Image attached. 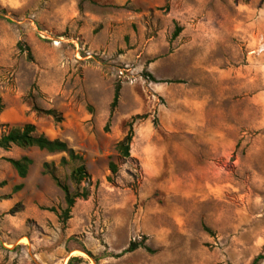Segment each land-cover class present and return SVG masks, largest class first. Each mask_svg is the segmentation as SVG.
I'll use <instances>...</instances> for the list:
<instances>
[{
    "label": "rangeland",
    "instance_id": "374dc122",
    "mask_svg": "<svg viewBox=\"0 0 264 264\" xmlns=\"http://www.w3.org/2000/svg\"><path fill=\"white\" fill-rule=\"evenodd\" d=\"M263 35L264 0H0V137L31 123L91 176L63 226L49 209L60 213L64 194L43 164L72 190L77 164L0 149V264L264 256ZM24 156L33 165L22 179L7 159Z\"/></svg>",
    "mask_w": 264,
    "mask_h": 264
},
{
    "label": "trees",
    "instance_id": "16d2710c",
    "mask_svg": "<svg viewBox=\"0 0 264 264\" xmlns=\"http://www.w3.org/2000/svg\"><path fill=\"white\" fill-rule=\"evenodd\" d=\"M174 36L176 37L177 34L175 33ZM29 55L31 57V54ZM120 92L121 86L117 85L111 104V112L118 105ZM4 108V102L0 97V113L3 112ZM34 110L38 113H44L45 115L56 117V112L54 110H41L37 107H35ZM133 137V124L131 123L125 137L117 143L116 150L119 156L123 158H129L131 156V144ZM13 147L20 149L36 148L40 151L47 152L49 155L65 154L66 157H62L60 161L62 166H65L69 163L77 164L69 176V179L75 187L73 190L68 184L62 182L57 176L56 166L54 163L46 162L43 164V173L45 175H49L55 185L64 194L66 207L62 209L60 213H58L55 208H50L49 210L56 213L59 223L65 226L67 221L71 218L72 209L76 204V201L79 199L87 200L91 194L90 188L88 186H83L91 179V176L86 170L83 157L70 148L66 142L52 140L46 135L38 133L36 126L31 123L23 124L22 126H13L8 130V132L0 137V149L7 151ZM7 161L16 171L17 175L22 179H25L28 176L29 170L33 165V160L27 156H24L20 159H7ZM109 169L113 176L118 173V167L113 162H110ZM108 180L112 181V177H109ZM22 188L23 184L17 185L15 186L14 191L18 192ZM134 247V244L131 245L127 251H133ZM262 260H264V256L259 255L254 259L252 264H260Z\"/></svg>",
    "mask_w": 264,
    "mask_h": 264
},
{
    "label": "crops",
    "instance_id": "0c3cea01",
    "mask_svg": "<svg viewBox=\"0 0 264 264\" xmlns=\"http://www.w3.org/2000/svg\"><path fill=\"white\" fill-rule=\"evenodd\" d=\"M262 39L264 40V35L262 36ZM257 42L259 43V40H257ZM260 48L263 49V52H262L263 54L261 55V53H260L259 60L257 62L260 64L259 65L260 66L259 67V70L262 71L261 74H260V76L263 77L261 81L264 83V45L260 44L259 45V48L257 50H255V51L258 52V50Z\"/></svg>",
    "mask_w": 264,
    "mask_h": 264
},
{
    "label": "built area",
    "instance_id": "2783aa9c",
    "mask_svg": "<svg viewBox=\"0 0 264 264\" xmlns=\"http://www.w3.org/2000/svg\"><path fill=\"white\" fill-rule=\"evenodd\" d=\"M255 53H256V51H254ZM263 52V49L262 48H260L259 50H258V53H262Z\"/></svg>",
    "mask_w": 264,
    "mask_h": 264
}]
</instances>
